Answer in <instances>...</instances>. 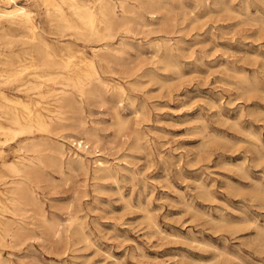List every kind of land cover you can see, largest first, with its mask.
Instances as JSON below:
<instances>
[{
  "label": "rangeland",
  "instance_id": "rangeland-1",
  "mask_svg": "<svg viewBox=\"0 0 264 264\" xmlns=\"http://www.w3.org/2000/svg\"><path fill=\"white\" fill-rule=\"evenodd\" d=\"M164 1L170 11L132 26L116 73L97 65L108 85L82 103L97 149L62 139L71 129L25 135L63 143L62 172L45 166L33 184L47 217L71 224L59 237L38 225L0 246L4 264H264V0ZM30 9L38 22L42 5ZM26 73L15 83L36 79ZM21 138L0 144V207L13 178L3 162L21 160ZM75 154L81 164L67 165Z\"/></svg>",
  "mask_w": 264,
  "mask_h": 264
},
{
  "label": "bare ground",
  "instance_id": "bare-ground-1",
  "mask_svg": "<svg viewBox=\"0 0 264 264\" xmlns=\"http://www.w3.org/2000/svg\"><path fill=\"white\" fill-rule=\"evenodd\" d=\"M19 1L0 0V97L3 99L0 103V134L4 135L0 144H9L24 136L17 149L23 151L21 160L3 162L13 178L7 180L8 203L0 207V246H17L35 234L38 225L56 237L68 231L69 218L51 220L37 205L33 184L45 166L54 165L62 172L63 143L51 139L49 133L25 135L32 132V127L71 129V132L60 133L61 138L74 142L86 154L97 149L98 135L95 129L86 127L82 116L83 100L103 97L102 89L108 85L99 75L97 65L103 71L116 73L114 67L127 62L126 55L132 46L128 34L133 32L132 26L148 25L145 14L153 19L162 11L172 9L164 0H22L21 4ZM32 4L42 5L43 14L38 16V22L31 15ZM170 45L163 44L164 51H169ZM84 46L89 47L88 53ZM25 73L36 79L27 78L15 83ZM125 73L120 76L124 78L128 75ZM46 80L53 84L46 85ZM122 87L118 85L117 90L122 92ZM7 91L17 95L11 97ZM19 93L25 96L24 99ZM45 95L50 96L52 107L41 105L40 98ZM117 107L115 104L116 125L117 130H121L126 119L120 117ZM40 147L48 149L45 158L37 153ZM73 162L81 164L82 156L75 154L66 159L67 165ZM95 162L98 170L110 169V164L103 160L95 159ZM35 217H39V224ZM2 255L0 264H4Z\"/></svg>",
  "mask_w": 264,
  "mask_h": 264
}]
</instances>
